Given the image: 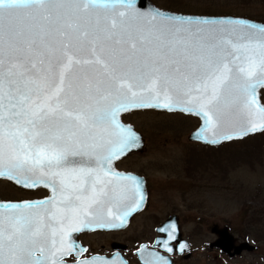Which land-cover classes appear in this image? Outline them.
I'll use <instances>...</instances> for the list:
<instances>
[{
  "label": "snow or ice",
  "instance_id": "1",
  "mask_svg": "<svg viewBox=\"0 0 264 264\" xmlns=\"http://www.w3.org/2000/svg\"><path fill=\"white\" fill-rule=\"evenodd\" d=\"M136 2L0 0V176L52 192L0 204V264H63L70 234L124 194L120 181L132 180V211L140 206L139 184L110 167L135 146L121 112L194 111L213 136L226 114L246 121L236 137L264 130V25L137 11L143 27L120 10ZM193 23L227 27L197 36L186 27Z\"/></svg>",
  "mask_w": 264,
  "mask_h": 264
},
{
  "label": "flooded vegetation",
  "instance_id": "2",
  "mask_svg": "<svg viewBox=\"0 0 264 264\" xmlns=\"http://www.w3.org/2000/svg\"><path fill=\"white\" fill-rule=\"evenodd\" d=\"M262 91L260 98L264 104ZM140 112L173 114L193 119L195 123L191 127L185 123L151 127L172 129L176 142L186 139L188 151L180 154L149 152L148 142L157 140L155 136L146 135L150 127L139 126L125 119ZM121 121L130 125L140 137H135L136 146L113 160L110 167L120 176L133 178L139 184L143 200L132 211L138 199L133 195L132 180L120 181L124 186V194L118 192L114 199L98 210L97 217L90 220L92 227L70 234L68 242L73 251L63 257V264H80L81 261L93 259L106 261L107 264H264V253L259 244L249 242L251 234L234 237L227 225L212 224L210 216L196 217L193 205L185 201V193L197 186V176L206 172L203 161H206V165L207 161L210 163L213 157L211 152L221 151L229 142L211 146L189 141V135L199 128L200 120L181 112L133 111L123 114ZM154 133L150 132L151 135ZM214 158L221 161V156L216 155ZM174 160L177 163H173ZM173 166L177 168L175 174L170 173ZM177 192L180 194H174ZM51 195V189L42 183L25 188L7 176H0V204L37 202ZM108 208L113 210L112 217L107 215ZM125 212L129 214L124 216V223L121 224L116 217L123 216ZM101 223L118 226L96 227ZM225 233L231 238L230 242ZM45 264H49V261L46 260Z\"/></svg>",
  "mask_w": 264,
  "mask_h": 264
},
{
  "label": "rangeland",
  "instance_id": "3",
  "mask_svg": "<svg viewBox=\"0 0 264 264\" xmlns=\"http://www.w3.org/2000/svg\"><path fill=\"white\" fill-rule=\"evenodd\" d=\"M151 1L159 8L181 14L245 17L264 22V0ZM262 98L264 102V89ZM125 119L139 126L150 127L146 135L155 136L157 140L151 139L148 142L149 152L180 154L189 149L186 139H178L176 142L172 129L151 127L176 123H185L191 127L195 123L191 118L140 112ZM150 132L156 134L151 135ZM211 153L213 157L210 163L207 161L206 165V161H203L205 174L197 176V186L185 193V201L193 205L196 217L210 216L212 224L227 225L234 237L251 234L249 242L253 245L258 243L264 253V133L242 141L229 142L221 151ZM216 155L221 156V161L214 158ZM172 162L177 163L175 160ZM171 169L170 173L177 172L174 166ZM220 170L222 173H219Z\"/></svg>",
  "mask_w": 264,
  "mask_h": 264
},
{
  "label": "water",
  "instance_id": "4",
  "mask_svg": "<svg viewBox=\"0 0 264 264\" xmlns=\"http://www.w3.org/2000/svg\"><path fill=\"white\" fill-rule=\"evenodd\" d=\"M121 11H127L128 12V19L133 21V22H137L139 23L141 26L143 27H148L144 21L140 20L137 21L136 18V14L137 11L140 12H152V11H157L160 12L161 14H163V16L165 17H183V18H188V17H192V18H199V19H208L210 21H228V20H241L244 21L245 24H252V25H264V22L261 21H257V20H253V19H249V18H244V17H229V16H202V15H192V14H181V13H176L173 11H169V10H165L162 8H159L158 6H156L151 0H137L136 2V6L134 8L131 9H120ZM157 26L159 27V23L157 24ZM186 27H190V32L191 33H196L197 36H207L213 29L216 30L217 33H219V29L220 27H227V24L225 25H217V24H197V23H193L191 26H186ZM186 36L189 35V33H185ZM195 39V38H193ZM264 88L259 90V96H260V91L263 90ZM260 102L261 104V98H260ZM142 110H155V111H162V112H181L183 114L186 115H192L195 117H198L200 120V125L199 128L192 133L191 135H189L188 140L189 141H198L202 144H206V145H211V146H215V145H219L223 142H230V141H234V140H239V139H243L247 136H251V135H255V134H259L264 132V130H258L256 132H251L248 133L247 135L244 136H239L236 137L235 133L239 132L241 129H243L244 127H246V121H244L242 118L234 116V115H230V114H226L224 116V121L222 124V127L220 129H218L216 136H213V134L211 132H205L204 131V117L202 115H197L194 111L193 112H185L180 110V108H177L175 110L169 111L168 109H164V108H131L128 111H123L119 114V122L122 126H124L125 128L129 129L135 137H140V134H138L137 132H135L133 130V128L130 125L124 124L121 121V116L125 113H130L133 111H142ZM224 134H233L234 138L231 140H219L218 143H211L212 139H219L220 136L224 135ZM207 135L208 136V140L203 139V136ZM135 144V143H134ZM136 146V145H135ZM131 146L129 149H127L125 152L130 151V149H133ZM226 236H228V242L231 241V238L229 237V235L227 233H225ZM226 238V237H225ZM229 247V246H228ZM240 249V248H239Z\"/></svg>",
  "mask_w": 264,
  "mask_h": 264
}]
</instances>
